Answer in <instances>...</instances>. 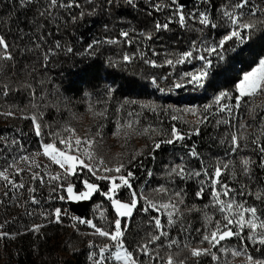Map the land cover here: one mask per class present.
I'll return each instance as SVG.
<instances>
[{
  "label": "snow or ice",
  "instance_id": "obj_1",
  "mask_svg": "<svg viewBox=\"0 0 264 264\" xmlns=\"http://www.w3.org/2000/svg\"><path fill=\"white\" fill-rule=\"evenodd\" d=\"M124 2L133 8L138 7L137 0ZM38 3L39 0H19L18 6L28 9ZM117 4L118 0H46V3L39 4L33 18L16 29L17 39L23 42L28 37L30 41V44L16 45L18 54L25 57L35 54L36 58L23 66L27 78L14 83L19 88L29 89L35 101L33 81L40 85L46 82L45 73L41 70L48 68L49 61L59 51L73 53L71 45H62L58 39L51 46H45L49 43L47 37L51 35L44 30L46 25L55 23L56 30L60 29V17L55 15L57 10L69 13L64 19L66 27L69 23L77 25L84 22L87 16L95 15L98 8L102 10L105 5L111 8ZM150 7L157 12L169 11L165 22H155V31L170 30V25L177 23L180 28L196 33L188 50L164 60L173 68L199 61V67L180 73L169 91L215 87L209 80L214 64L225 61L229 52H236L238 46L250 41L258 27L264 29V0H220L219 3L217 0H198V4L188 11L182 0L150 3ZM74 8L80 11L73 13ZM143 35L148 40L152 39L151 32ZM120 36L127 39L129 32L121 30ZM128 42L131 43L130 40ZM100 43L94 39L87 44L82 55H94V46ZM12 48L13 44L9 43L6 35L0 34V77L7 76L8 70L15 67L16 55ZM243 51L240 48L237 55ZM145 55L141 53V59ZM211 57H215V61ZM122 59L130 63L133 57L125 54ZM144 62L157 66V61L153 59H144ZM109 66H113L111 60ZM83 73L92 75L95 69L87 67ZM47 82L51 83L50 80ZM152 83L158 86L155 76ZM231 85V88L215 92L211 102L204 104L202 109L180 110L169 106L163 110L196 117L194 121H184L189 124L186 130H181L176 124L167 130L153 125L141 128V113L135 109L127 115L136 119L117 123V132L123 130L125 136L136 132L149 134L152 143L150 147H145L148 148L147 156L152 159L156 158V150L164 145H171L174 150L179 146L183 150L178 155L174 151V159L164 165L161 176L165 182L148 187V191L155 195L145 194L143 187L135 186L137 173L133 168L143 167L139 157H143L144 152H133L126 161L123 158L114 163L106 161L94 150L99 131L89 129L81 135L71 124L53 129L50 124L42 123L44 113L33 102L32 107L36 111L23 118L31 120L34 134L40 138L38 147L28 152L17 139L5 141L4 149L9 155L0 166V187L4 189L2 196L7 200L0 198V204L12 202L24 207L29 216L34 214L28 211L29 205L40 206L39 216L49 224H62L67 218L71 222L69 227L86 242L87 264H205V260L207 264H231L236 257H243V264H264V107L253 103L257 97H264V55L255 54L249 70L238 75ZM0 88L7 95L11 84L4 81ZM115 91L114 86L106 85L104 98L96 100V104L105 105L104 109L97 111L89 103V112L105 117ZM44 96L42 88L41 98ZM85 96L90 98L91 94L85 93ZM138 103L141 110L153 113L159 108L153 102L125 100L116 111L119 112L125 104ZM242 108L246 110V115L241 114ZM6 115L13 116L15 113L7 112ZM171 119L181 120L182 116L173 114ZM210 122H214L215 128L225 126L223 135L219 137L223 156L205 155L198 150L195 142H186L193 135L199 136L200 126ZM45 136L50 139L45 140ZM13 151L15 155L11 154ZM146 175L151 178L152 170H147ZM190 181L196 185L193 197L199 201L207 198V203H186ZM100 182H103V187ZM45 188L47 208L43 207L41 199ZM97 193L108 204L107 209L100 211L98 221L77 216L68 208L52 203L88 201ZM95 208L100 209L101 205L97 204ZM193 212L198 213L201 220L200 227L195 229L191 222L185 223L186 216ZM140 214H144L147 227L138 228L133 233L130 231L133 217ZM81 225L90 231H82ZM177 225L179 228L174 237L172 230ZM4 226L0 224V240L14 238L15 234L2 230ZM43 226L33 223L25 231L40 233ZM129 236L133 237L131 241ZM68 247L76 251L70 242Z\"/></svg>",
  "mask_w": 264,
  "mask_h": 264
},
{
  "label": "trees",
  "instance_id": "obj_2",
  "mask_svg": "<svg viewBox=\"0 0 264 264\" xmlns=\"http://www.w3.org/2000/svg\"><path fill=\"white\" fill-rule=\"evenodd\" d=\"M168 2L170 0H137L138 7L133 8L127 5L124 0H118L117 5L111 8L105 5L102 10L98 8L97 13L87 16L84 22L77 25L69 23L66 27L64 19L69 16V13L66 10H57L55 15L60 17V29L56 30L55 23L50 22L46 25L44 30L50 32L51 35L47 37L49 43L45 46H51L52 42L58 39L62 45H71L73 53L59 51L51 58L48 68L41 70L45 73V84L40 85L33 81L36 89V97L33 101L29 89L19 88L14 83V81H22L27 78L24 75L23 66L28 65L36 58L35 54H29L28 57L18 54L16 45L30 44V41L28 37H25L23 42L17 39L16 29L18 25L23 27L26 21H30L39 4L46 3V0H39L36 6L28 9L19 8V0H0V34L6 35L9 43L13 44L12 51L16 55L15 67L8 70L7 76L0 77V84L4 81L11 84V91L7 95H4L0 88V166H3L7 157L3 152L5 141L10 142L17 139L23 143L28 152L37 149V142L40 138L35 136L31 120L23 118L24 115H30L36 111L32 107L33 102L38 104L40 111L44 113L42 123L50 124L53 129H56L58 126L63 127L66 124L72 125L73 113L78 112L79 107L85 104L91 103L93 107L101 106L99 108L103 110L105 105L96 104V100L98 97L104 98L106 85H112L116 89L113 99L107 105V112L110 115H115L116 109L125 100L138 102H140L139 100H148L156 97L157 90L160 91V89H163L161 92L174 94V96L181 93L177 89L169 91V88L175 81V74L190 71L193 68L192 65L196 63L195 60L191 62L192 65L185 63L176 65L175 68L165 64L164 60L174 58L175 54L188 50L191 39L195 38L196 33L180 28L177 23L171 24L170 30L158 32L154 30L155 22H165L169 11L164 9L157 12L150 7V3ZM190 9H192L191 5L185 7L186 11ZM84 10H88L87 6ZM79 11L80 9H72L73 13ZM25 30L27 31V29ZM121 30L129 32L127 39L120 36ZM147 32L152 33L151 40L146 39L143 35ZM94 39L101 41L100 44L94 46L95 54L89 56L85 53L82 55L87 44ZM108 40L118 42L108 43ZM129 40L131 43L128 42ZM241 48L244 51L239 55L237 52H240V49L235 53L229 52L225 61L214 64L209 80L215 87L196 90L184 88L183 90L188 93L185 97H176V99L173 98L165 102H170L177 107L181 105L195 106L207 101L210 95L218 92L221 88H231V81L238 75H242L243 71L249 70L253 56L255 54L264 55V29L258 27L252 39ZM141 53L146 54L144 59L156 60L157 66L145 63L144 59H141ZM125 54L133 57L130 63L123 61L122 58ZM109 60L113 62V66H109ZM116 64L120 66L116 67ZM87 67L94 68L95 73L85 75L83 69ZM153 76L156 77L158 86L152 83ZM49 80L51 83L47 82ZM42 88L45 91L43 99L41 98ZM85 93H90V98L85 96ZM128 107L130 106L125 104L122 109ZM262 107H264V103ZM161 109L158 108L156 112L157 119L150 121L158 129H161L168 120L167 116H162ZM7 112H13L15 115L8 116ZM213 124L214 122L208 123L209 127H206L207 124L202 125L200 135L192 136V141L189 142V144L195 142L198 145V150L205 155L207 151L216 152L219 148L222 150L217 145L215 138H217V134L218 137L223 135V130L215 128ZM210 127L215 128L213 132ZM47 130L45 127L44 131L47 132ZM44 139L50 138L45 136ZM166 153L165 149L156 150L155 159L145 157L143 167L133 169L137 173L138 184L145 188V194L155 195L148 191V187H154L156 161L164 157ZM147 170H152L151 178L146 175ZM3 191L4 189L0 187V198L7 200L2 196ZM46 195L47 192L42 191L41 199L45 208L49 206L45 199ZM39 209L40 206L29 205L28 211L34 212L29 216L24 207L16 206L12 202L0 204V224L5 225L2 230L15 234L14 238L0 240V264H86V242L83 237L78 236L69 227L71 222L65 218L62 224L46 223L39 216ZM144 219V214L135 215L130 231L135 233L138 228L147 227ZM198 219L199 217L192 213L186 216L185 223L191 222L192 228L195 229L200 225ZM33 223L44 225L40 233L25 231ZM178 228L179 225L172 230L174 237L177 235ZM180 235L182 238L184 234ZM132 238L129 236V241ZM69 242L76 248V251L68 247Z\"/></svg>",
  "mask_w": 264,
  "mask_h": 264
},
{
  "label": "rangeland",
  "instance_id": "obj_3",
  "mask_svg": "<svg viewBox=\"0 0 264 264\" xmlns=\"http://www.w3.org/2000/svg\"><path fill=\"white\" fill-rule=\"evenodd\" d=\"M219 2H220V0H217V3H219ZM197 4H198V0H195L191 4L192 9ZM213 35L214 36L216 35L215 31L213 32ZM244 45L238 46L236 49V52L241 47H243ZM233 53H235V52H233ZM211 58L215 61V57H211ZM195 62H196L195 65H192L191 63L188 64V65H192L193 68L191 70H194V68L199 67V61H195ZM178 75H179L178 73L175 74V80H176ZM183 89H177V90H180L181 93L176 94L175 96H174V94L170 95L168 93L161 92V91L157 90L156 97H152L148 100H145V99L139 100L140 102H145V103L153 102L154 104L158 105L160 109L162 107V109H161L162 116L163 115L167 116L168 120L164 124V126H162L161 129L167 130L170 128V126L172 124H176L177 127L180 128L181 130H186L189 127V124L184 123V121L191 122V121H194L196 119V117H193V116L186 114V113H183V112H176V113L167 112L166 113L165 111H163L164 109H168L169 106H171L174 109H180V110L187 109V108H201L202 109L203 105L206 103H210L212 100V97H213V95H210V97L207 99V101H204V103H201V104L195 105V106L181 105V106L177 107L176 105H173L170 102H167V103L165 102V101L171 100L173 98L176 99V97H178V98L185 97L188 93ZM187 90H189V89H187ZM263 101H264V97H257L253 103L255 105H260L262 107V104L264 103ZM129 106L130 107H128V108L121 109L119 112L115 111L116 112V113L114 112L115 115H110L107 112L105 117H99V116H94L92 112H89L88 105L85 104L84 106L79 107L80 110L78 112L75 111L73 113L74 120H73L72 126L75 127L77 129L78 133H80L81 135H83L89 129H91L93 132H97V131L100 132V135L96 137L97 144L95 145L94 150L100 156H102L106 161H110V162L114 163L117 159H120V158H123L126 161L127 158L129 157V155L132 154L133 152H144L145 155L143 157H139V159H141L143 161V159H145V157H149V156H147L148 148L145 147V145H148L150 147L151 143H152L151 139L149 138V134H141L140 132H136L135 134H132L130 136H125L123 130L120 132H117V123L118 122L126 123L128 120L136 119V117H129L127 115V113L129 111H133V109H135V111L141 113V115L139 116V121H140L139 127L142 128V127H146L148 125H152V123L150 121H154L157 119V115H156L157 113H153L147 109L141 110L139 107V103L136 105H129ZM99 107H101V106H94V109L97 111H101L102 109ZM96 108H99V109H96ZM173 114L182 116V119L177 120V121H173L171 119V115H173ZM241 114L246 115V110L242 108ZM206 127H209L208 123H207ZM224 127L225 126L221 125L219 128H222V130L224 132ZM200 128H201V126H200ZM211 129L213 132L215 128H211ZM249 131H251V129H249ZM216 136H217V138H215V141H216L217 145L222 148V150L219 148L216 152L207 151L206 155L218 154L220 156H223V147L219 145V137L221 135L218 137V134H217ZM156 138H160V137H156ZM190 141H192V139L189 141H186V142L189 143ZM161 149L167 150V153L165 154L164 157L160 158V160L156 161V166H155L156 170L154 172L155 178L153 181L154 187H155V185H157V183H164L165 182L161 176V173L164 171V165L167 164L170 160L174 159V155H173L174 151L177 155L179 154L180 151H183L182 149L179 148V146H177V148L174 150L171 145H164L161 147ZM3 152H5L6 156L9 155V152L5 151V149H3ZM11 154L15 155L16 152L13 151ZM41 160H43V158H41ZM133 169H135V168H133ZM100 183H101V186L103 187V182H100ZM135 186L136 187L139 186V188L143 187L140 184H138L137 179L135 181ZM195 188H196V185L193 181L188 182L187 190H188L189 195H188V198L186 200V203L189 205L192 203H196L198 205L201 203H207V198L204 201H199L193 197L192 193L195 190ZM42 191L47 192V189L45 188ZM249 199H251V198H249ZM89 201H90V205L88 206L85 217L86 218H92V219L98 221L100 211L107 209L108 204L105 201V198L100 196L98 193L95 194L93 196V198ZM52 203H54V204L57 203L56 205H58V206H63L65 208H68L67 203H63V202H59V201H57L56 203L55 202H52ZM97 204L101 205L100 209L95 208V206ZM193 215H197L199 217V214L196 212H193ZM198 220H199V224H201V220L200 219H198ZM80 227H81L82 231H90V229H88L86 226L81 225ZM198 227H200V225ZM195 235L196 234H194V236ZM86 254H87V252L85 253V261H86ZM86 264H87V261H86ZM205 264H207V260H205ZM231 264H243V257L233 258L231 261Z\"/></svg>",
  "mask_w": 264,
  "mask_h": 264
},
{
  "label": "water",
  "instance_id": "obj_4",
  "mask_svg": "<svg viewBox=\"0 0 264 264\" xmlns=\"http://www.w3.org/2000/svg\"><path fill=\"white\" fill-rule=\"evenodd\" d=\"M195 0H182L185 7L190 6ZM68 205V209L77 216L85 217L90 201L72 202Z\"/></svg>",
  "mask_w": 264,
  "mask_h": 264
}]
</instances>
